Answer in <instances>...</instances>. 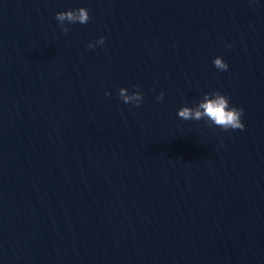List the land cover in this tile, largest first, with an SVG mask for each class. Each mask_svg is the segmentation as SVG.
Wrapping results in <instances>:
<instances>
[{
    "label": "water",
    "instance_id": "95a60500",
    "mask_svg": "<svg viewBox=\"0 0 264 264\" xmlns=\"http://www.w3.org/2000/svg\"><path fill=\"white\" fill-rule=\"evenodd\" d=\"M0 264H264V0H0Z\"/></svg>",
    "mask_w": 264,
    "mask_h": 264
},
{
    "label": "clouds",
    "instance_id": "9594fccd",
    "mask_svg": "<svg viewBox=\"0 0 264 264\" xmlns=\"http://www.w3.org/2000/svg\"><path fill=\"white\" fill-rule=\"evenodd\" d=\"M55 19L61 25V31L68 32L69 29L65 26L68 24H86L89 19V9L85 7L69 9L56 13ZM105 37L101 36L95 44L89 43V48H94L96 45H103ZM214 66L219 70H227L228 64L221 58L216 57L213 60ZM108 95V93H106ZM119 97L125 103H134L139 106L143 101V94L139 91L128 93L126 88L119 89ZM164 93L161 92L157 100H162ZM243 109L230 106L229 97L222 94L220 91L205 93L203 98L192 107L183 106L178 110V116L183 120H206L210 125L218 126L225 131L229 129H243L245 126L241 122Z\"/></svg>",
    "mask_w": 264,
    "mask_h": 264
}]
</instances>
